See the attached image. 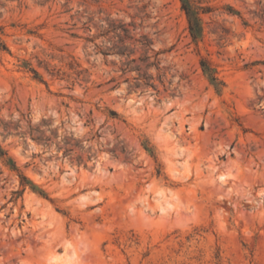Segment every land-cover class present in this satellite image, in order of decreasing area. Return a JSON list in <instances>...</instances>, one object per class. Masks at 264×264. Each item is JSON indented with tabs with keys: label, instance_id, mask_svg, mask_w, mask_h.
I'll use <instances>...</instances> for the list:
<instances>
[{
	"label": "rangeland",
	"instance_id": "rangeland-1",
	"mask_svg": "<svg viewBox=\"0 0 264 264\" xmlns=\"http://www.w3.org/2000/svg\"><path fill=\"white\" fill-rule=\"evenodd\" d=\"M200 1L195 43L180 0H0V148L37 187L0 159V264H264V0ZM111 21L154 87L89 41Z\"/></svg>",
	"mask_w": 264,
	"mask_h": 264
},
{
	"label": "trees",
	"instance_id": "trees-1",
	"mask_svg": "<svg viewBox=\"0 0 264 264\" xmlns=\"http://www.w3.org/2000/svg\"><path fill=\"white\" fill-rule=\"evenodd\" d=\"M48 1V0H45ZM182 10L184 11L187 21H188V28L191 35V38L193 42L198 43L203 39L204 36V21L203 16L209 15L213 13V8L207 5H204L203 1L200 0H180ZM262 5V2L259 3ZM262 8L255 12L254 14L256 17L260 18L264 22V5L261 6ZM228 13L230 15H240L236 10L233 8L228 9ZM128 25L125 24H117L116 22H108L107 27L101 26L102 32L98 35V37H93L90 39V42H94L96 38L100 37H108L110 34H114L113 39H118L117 41H110V48H107L105 51V54H115L121 57H126L128 62L125 64L128 69H130V65H135L133 70L137 71L139 73V78H137L138 86H146V87H154L152 81L153 78L150 76L147 72H143L140 64L138 62L143 63L145 65V69L149 70L151 67H154L157 65L156 61L151 62L152 57L149 56V51H152L151 49V42L147 37H142V40L140 41L143 50L145 51L143 58H134L135 51L133 49H130L129 46H126L125 39H129L130 30L128 28ZM121 33H123L124 39L121 36ZM3 35V28L0 27V44L2 45L3 49L5 46L2 44L1 36ZM203 72L206 74L210 82L216 87L217 90H220L224 83L218 78L216 70L212 67L211 63L206 60H202L201 62ZM35 74V79L40 80L39 74L32 70ZM123 72H126L124 70ZM82 72H79L78 75L80 76ZM145 150L153 156V152L151 148H148V146H144ZM0 159L2 160V163L5 167H7L11 172L19 173V176L21 178V186H30V188L37 192V187L30 182L23 174L20 173V170L17 166V164L14 162L12 158L8 156V153L0 148ZM24 190V189H23ZM23 191H17L14 192V195L20 196V194ZM40 195H44V192L40 191L38 192ZM148 256V254L146 255Z\"/></svg>",
	"mask_w": 264,
	"mask_h": 264
}]
</instances>
